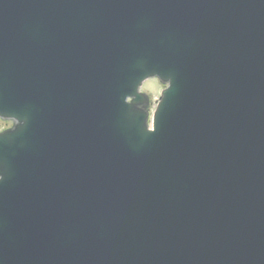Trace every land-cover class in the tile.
<instances>
[{
    "label": "water",
    "instance_id": "obj_1",
    "mask_svg": "<svg viewBox=\"0 0 264 264\" xmlns=\"http://www.w3.org/2000/svg\"><path fill=\"white\" fill-rule=\"evenodd\" d=\"M0 120V264H264V0H0Z\"/></svg>",
    "mask_w": 264,
    "mask_h": 264
},
{
    "label": "rangeland",
    "instance_id": "obj_2",
    "mask_svg": "<svg viewBox=\"0 0 264 264\" xmlns=\"http://www.w3.org/2000/svg\"><path fill=\"white\" fill-rule=\"evenodd\" d=\"M153 84V82H148L146 85L144 84L143 86V91L145 89H148L152 91V94L154 97H158L159 96V92H160V88L156 86V89H153L152 87L150 88V86Z\"/></svg>",
    "mask_w": 264,
    "mask_h": 264
},
{
    "label": "flooded vegetation",
    "instance_id": "obj_3",
    "mask_svg": "<svg viewBox=\"0 0 264 264\" xmlns=\"http://www.w3.org/2000/svg\"><path fill=\"white\" fill-rule=\"evenodd\" d=\"M151 81L156 82V80H151ZM151 81H146V82H145V85H146L148 82H151ZM155 104H156V101H155Z\"/></svg>",
    "mask_w": 264,
    "mask_h": 264
}]
</instances>
